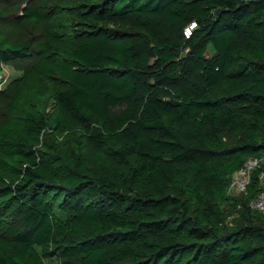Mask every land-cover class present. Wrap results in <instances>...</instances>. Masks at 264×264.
Segmentation results:
<instances>
[{"label": "trees", "instance_id": "trees-1", "mask_svg": "<svg viewBox=\"0 0 264 264\" xmlns=\"http://www.w3.org/2000/svg\"><path fill=\"white\" fill-rule=\"evenodd\" d=\"M80 9L76 28L49 25L35 46L0 31V73L38 54L0 118V264H264V212L251 207L264 171V0ZM17 19L46 18L27 5ZM43 81L56 126L86 137L75 159L39 149L47 123L23 91ZM251 157L261 164L247 193L229 195Z\"/></svg>", "mask_w": 264, "mask_h": 264}, {"label": "rangeland", "instance_id": "rangeland-1", "mask_svg": "<svg viewBox=\"0 0 264 264\" xmlns=\"http://www.w3.org/2000/svg\"><path fill=\"white\" fill-rule=\"evenodd\" d=\"M87 0H66L58 5L57 0H0V31L12 43L31 42V46L45 39L49 25L62 28H76V23L81 16L80 5ZM94 1V0H90ZM27 5L34 9H42L45 20L41 24H29L19 22L17 16ZM11 11V12H7ZM114 29H128V26H110ZM215 53L213 46L207 48L206 54L212 57ZM38 54L28 58L11 60L4 63L3 71L0 73V118L6 115L9 99L16 93V82L25 71L37 60ZM23 97L28 106L44 117L47 128L44 131L40 151L46 157L65 156L75 159L76 156L86 152L87 143L82 129L69 126L65 129L58 128L54 119L58 112L55 100V92L52 83L43 81L33 88L23 91ZM99 161L102 157L99 156ZM232 221L237 219L231 217ZM48 264H59L57 259L48 260Z\"/></svg>", "mask_w": 264, "mask_h": 264}, {"label": "built area", "instance_id": "built-area-1", "mask_svg": "<svg viewBox=\"0 0 264 264\" xmlns=\"http://www.w3.org/2000/svg\"><path fill=\"white\" fill-rule=\"evenodd\" d=\"M261 159L257 157L249 158L241 170L233 175L232 183L229 187V195H241L247 193L254 171L260 166ZM262 190L258 197L251 203V207L264 212V171L260 174Z\"/></svg>", "mask_w": 264, "mask_h": 264}, {"label": "water", "instance_id": "water-1", "mask_svg": "<svg viewBox=\"0 0 264 264\" xmlns=\"http://www.w3.org/2000/svg\"><path fill=\"white\" fill-rule=\"evenodd\" d=\"M172 104H174V105H178L179 104V102H177V101H175V100H171L170 101Z\"/></svg>", "mask_w": 264, "mask_h": 264}]
</instances>
